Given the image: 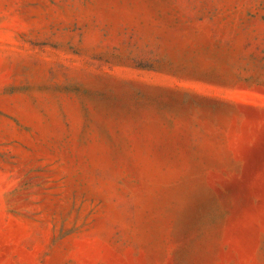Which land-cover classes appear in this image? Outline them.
Listing matches in <instances>:
<instances>
[{
  "label": "rangeland",
  "instance_id": "obj_1",
  "mask_svg": "<svg viewBox=\"0 0 264 264\" xmlns=\"http://www.w3.org/2000/svg\"><path fill=\"white\" fill-rule=\"evenodd\" d=\"M264 0H0V264H264Z\"/></svg>",
  "mask_w": 264,
  "mask_h": 264
},
{
  "label": "water",
  "instance_id": "obj_2",
  "mask_svg": "<svg viewBox=\"0 0 264 264\" xmlns=\"http://www.w3.org/2000/svg\"><path fill=\"white\" fill-rule=\"evenodd\" d=\"M264 147V133H263V137L261 139V142L259 143V147Z\"/></svg>",
  "mask_w": 264,
  "mask_h": 264
}]
</instances>
